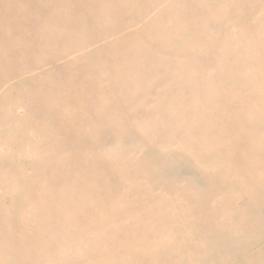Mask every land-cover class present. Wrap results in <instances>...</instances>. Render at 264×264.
<instances>
[{
    "label": "rangeland",
    "instance_id": "rangeland-1",
    "mask_svg": "<svg viewBox=\"0 0 264 264\" xmlns=\"http://www.w3.org/2000/svg\"><path fill=\"white\" fill-rule=\"evenodd\" d=\"M0 264H264V0H0Z\"/></svg>",
    "mask_w": 264,
    "mask_h": 264
}]
</instances>
